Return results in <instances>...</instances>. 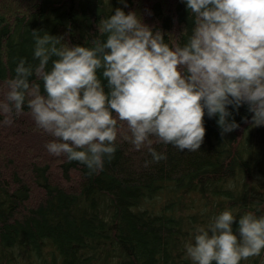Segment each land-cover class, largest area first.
Returning a JSON list of instances; mask_svg holds the SVG:
<instances>
[{
    "label": "trees",
    "instance_id": "trees-1",
    "mask_svg": "<svg viewBox=\"0 0 264 264\" xmlns=\"http://www.w3.org/2000/svg\"><path fill=\"white\" fill-rule=\"evenodd\" d=\"M116 7L134 9L170 43L182 42L192 24L183 0H0V99L17 59L36 63L32 29L89 43ZM251 116L241 105L239 127L221 136L205 114L195 151L154 138L167 159L147 166L151 154L125 138L120 122L112 159L89 173L47 150L53 137L25 105L0 125V264H193L184 246L195 225L224 208L264 214V125ZM240 264H264V251Z\"/></svg>",
    "mask_w": 264,
    "mask_h": 264
},
{
    "label": "clouds",
    "instance_id": "clouds-1",
    "mask_svg": "<svg viewBox=\"0 0 264 264\" xmlns=\"http://www.w3.org/2000/svg\"><path fill=\"white\" fill-rule=\"evenodd\" d=\"M183 3L192 24L182 42H168L163 30L123 7L100 20L89 43L32 29L36 63L17 59L0 99V125H11L27 105L53 137L47 150L89 173L112 159L120 122L125 138L151 154L146 166L167 159L154 138L199 150L205 114L216 118L221 136L239 127L234 111L244 104L252 124L264 125V0ZM184 248L193 264H240L264 251V214L224 208L195 225Z\"/></svg>",
    "mask_w": 264,
    "mask_h": 264
}]
</instances>
